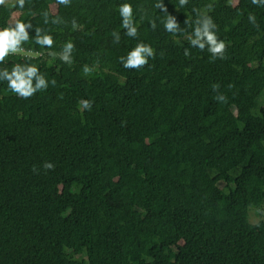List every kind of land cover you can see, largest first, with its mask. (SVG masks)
I'll return each instance as SVG.
<instances>
[{
  "label": "trees",
  "instance_id": "trees-1",
  "mask_svg": "<svg viewBox=\"0 0 264 264\" xmlns=\"http://www.w3.org/2000/svg\"><path fill=\"white\" fill-rule=\"evenodd\" d=\"M123 3L133 8L136 38L121 26ZM13 4L0 6V29L19 20L32 25L30 39L21 45L25 56L10 55L0 69L35 64L49 87L25 100L0 81V264H264V104L253 113L264 90V7L251 0ZM209 4L227 45L223 60L192 48V29L173 35L163 26L171 14L184 28L194 8ZM37 28L53 37V48L34 42ZM69 41L71 65L48 55ZM141 42L155 58L123 68L120 57ZM214 83L227 103L214 99Z\"/></svg>",
  "mask_w": 264,
  "mask_h": 264
},
{
  "label": "clouds",
  "instance_id": "clouds-1",
  "mask_svg": "<svg viewBox=\"0 0 264 264\" xmlns=\"http://www.w3.org/2000/svg\"><path fill=\"white\" fill-rule=\"evenodd\" d=\"M71 0H58L59 4L65 6L70 5ZM253 5L258 7H264V0H251ZM16 4L23 8L25 5V0H16ZM180 6H185L188 4V0H179ZM6 5V0H0V6ZM157 8H161L164 11H167L162 4H157ZM213 10L211 4L207 5L203 11L199 9H193L196 14L194 20L184 21V28H181L180 24L177 22L175 16L169 14L164 21V29L166 32L172 33L173 35L177 33L186 32L189 28L192 29L191 35L189 36V44L192 48H198L201 51L207 49L211 54L212 59H225L227 45L224 40H221L217 36V25L214 22L211 15L208 13ZM119 14L122 20V27L125 30L124 34L130 38H136L138 35V29L135 26L133 19V8L129 3H123L119 5ZM45 23H48V14L44 13ZM249 23L256 28H259V24L256 20L254 14L249 13L248 15ZM59 19L53 20L52 23H60ZM73 29H77L79 26L75 19L72 21ZM155 23L152 24V28L155 29ZM31 24H26L21 21H16L14 25H9L0 29V64L6 63L7 58L10 55L23 54L24 51L21 48V45L28 42L30 39L28 29H31ZM112 36L114 37L113 42L119 43L120 34L118 32H113ZM34 42L37 45H40L42 48L51 49L54 46L53 37L49 34L43 32L42 29H35V36L33 37ZM75 49L74 43L71 41L65 43L62 47V50L57 52H49L48 55L55 58H58L65 64L71 65L73 63L72 53ZM41 54H39L40 56ZM184 55L189 56L190 50L186 48L184 50ZM29 57L37 56L33 52H29ZM149 58H155V51L149 45L143 42L136 44L126 56L120 57V63L123 68L128 70H139L149 64ZM27 59V58H26ZM94 71L93 68L85 65L83 67V72L85 75H90ZM0 81L6 82L7 89L12 94L16 95L21 99H30L37 92L46 91L49 87V81L45 78L43 74L40 73V70L37 65L31 63H15L12 65L9 70L7 67L0 69ZM55 85V80L51 81ZM213 92L218 94L214 97L218 102L227 103V98L223 94H219L218 90L220 85L217 83L212 84ZM80 107L85 110H91L92 103L88 100H83L80 104ZM55 165L52 163H45L43 168L45 170L54 169ZM33 172H38L35 166H33ZM258 226V225H257Z\"/></svg>",
  "mask_w": 264,
  "mask_h": 264
},
{
  "label": "rangeland",
  "instance_id": "rangeland-1",
  "mask_svg": "<svg viewBox=\"0 0 264 264\" xmlns=\"http://www.w3.org/2000/svg\"><path fill=\"white\" fill-rule=\"evenodd\" d=\"M13 3H15V0H6V5L7 6H13L14 5ZM16 17H17V14L15 13L13 15V18H16ZM263 104H264V90L262 91V93L260 94V96L256 100V105H255V107L253 109V113L258 112L259 108ZM250 219H251L252 223H255L259 219V217H258V215L255 212H251Z\"/></svg>",
  "mask_w": 264,
  "mask_h": 264
}]
</instances>
